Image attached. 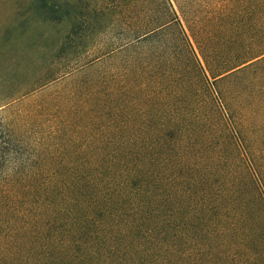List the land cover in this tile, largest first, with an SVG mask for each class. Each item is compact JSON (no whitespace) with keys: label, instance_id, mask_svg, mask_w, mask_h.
<instances>
[{"label":"trees","instance_id":"1","mask_svg":"<svg viewBox=\"0 0 264 264\" xmlns=\"http://www.w3.org/2000/svg\"><path fill=\"white\" fill-rule=\"evenodd\" d=\"M112 3L0 61V264H264V0Z\"/></svg>","mask_w":264,"mask_h":264},{"label":"rangeland","instance_id":"2","mask_svg":"<svg viewBox=\"0 0 264 264\" xmlns=\"http://www.w3.org/2000/svg\"><path fill=\"white\" fill-rule=\"evenodd\" d=\"M188 1V0H182ZM113 0H0V61H11L17 57L18 45H42L39 53L33 57L44 62L56 54L57 46L63 40L67 29L66 18L72 17L81 11L98 12L99 7L110 6ZM153 3L141 5L139 11L143 14L153 8ZM112 15L100 17L96 24L105 27L106 35L102 38L91 40L87 49L79 54H74L71 59V67H79L99 53L98 44L112 43L119 45L124 42L126 24H112ZM86 24L84 25L85 28ZM98 40V41H97ZM35 52V51H34ZM79 72L73 71L65 74L64 80L79 76ZM28 81L32 75L26 74ZM56 84V83H55ZM49 85L43 90L55 88ZM40 92V91H39Z\"/></svg>","mask_w":264,"mask_h":264}]
</instances>
